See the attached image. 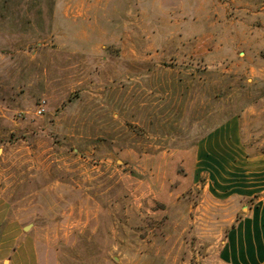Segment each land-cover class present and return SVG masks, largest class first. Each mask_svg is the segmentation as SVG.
<instances>
[{"label":"rangeland","instance_id":"374dc122","mask_svg":"<svg viewBox=\"0 0 264 264\" xmlns=\"http://www.w3.org/2000/svg\"><path fill=\"white\" fill-rule=\"evenodd\" d=\"M263 262L264 0H0V264Z\"/></svg>","mask_w":264,"mask_h":264},{"label":"built area","instance_id":"2783aa9c","mask_svg":"<svg viewBox=\"0 0 264 264\" xmlns=\"http://www.w3.org/2000/svg\"><path fill=\"white\" fill-rule=\"evenodd\" d=\"M44 111V109L43 108H41V109H39L38 111H37V114H41L42 112Z\"/></svg>","mask_w":264,"mask_h":264},{"label":"crops","instance_id":"0c3cea01","mask_svg":"<svg viewBox=\"0 0 264 264\" xmlns=\"http://www.w3.org/2000/svg\"><path fill=\"white\" fill-rule=\"evenodd\" d=\"M262 264H264V262Z\"/></svg>","mask_w":264,"mask_h":264}]
</instances>
